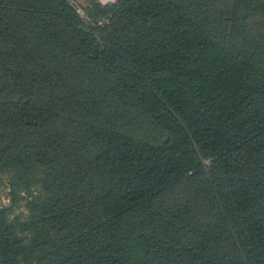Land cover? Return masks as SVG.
Masks as SVG:
<instances>
[{"label": "trees", "instance_id": "1", "mask_svg": "<svg viewBox=\"0 0 264 264\" xmlns=\"http://www.w3.org/2000/svg\"><path fill=\"white\" fill-rule=\"evenodd\" d=\"M3 172L0 264H264V0H0Z\"/></svg>", "mask_w": 264, "mask_h": 264}, {"label": "rangeland", "instance_id": "2", "mask_svg": "<svg viewBox=\"0 0 264 264\" xmlns=\"http://www.w3.org/2000/svg\"><path fill=\"white\" fill-rule=\"evenodd\" d=\"M104 3L115 0H100ZM10 175L6 172L0 174V208L10 207L13 205L15 215L18 216L19 221H23L25 217L28 215L27 210L25 208V200L14 199L11 195V187H10ZM15 201V202H14Z\"/></svg>", "mask_w": 264, "mask_h": 264}]
</instances>
